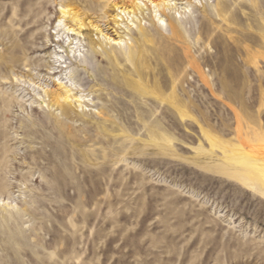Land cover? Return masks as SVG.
<instances>
[{
    "label": "rangeland",
    "instance_id": "obj_1",
    "mask_svg": "<svg viewBox=\"0 0 264 264\" xmlns=\"http://www.w3.org/2000/svg\"><path fill=\"white\" fill-rule=\"evenodd\" d=\"M157 1L0 0V264H264V0Z\"/></svg>",
    "mask_w": 264,
    "mask_h": 264
},
{
    "label": "bare ground",
    "instance_id": "obj_2",
    "mask_svg": "<svg viewBox=\"0 0 264 264\" xmlns=\"http://www.w3.org/2000/svg\"><path fill=\"white\" fill-rule=\"evenodd\" d=\"M222 0H218V2H221ZM152 4L156 5V7L159 6H165V1L163 0V2L161 3V1H157L156 3L151 2ZM129 6H132L133 8H138L140 10V8L133 4V1L131 2V4ZM64 9H68L66 12H64L65 15L69 14L71 15V22L74 24L73 28L67 27L65 28V32H67L68 34L70 33L71 36H75L74 38H70L68 35V40H63L58 39L59 43H63L64 45H66L67 47H69V49L71 50V53L73 54V58H70L71 61H75L77 62L78 59L75 56V52H82L81 50V46L79 44V42L77 41L78 37H80L81 35V31L83 28H85V25L83 23V14L77 12H72V9H69V6L64 7ZM170 18V40L174 41V42H180L181 38L183 37V29L181 26V22L179 20H177L176 17H171ZM159 23H161L164 26V22L162 21V19L159 20ZM76 27V28H75ZM96 28V26H95ZM92 41H91V50L93 55L96 58H99L100 61L102 63H106V64H111V63H115V62H120V59L117 58V56L111 55L108 52L104 53V55L100 54V52H98L93 46H92ZM60 52V51H59ZM128 60H131V57L128 58ZM127 60V61H128ZM126 61V62H127ZM42 86H48L47 84H41ZM120 91H122L123 93H126L125 88L123 87H117ZM68 93L69 92H65L63 93L60 90H54L51 91L49 93V96L51 97L52 101L54 102V104H57L60 106V108L62 107L63 109H65V111L68 110V107L61 103V102H65L66 100H68ZM242 173L240 175V178L242 179V181L245 183V185H247L250 188H253L255 190H257L258 192L264 194V164L260 163L259 160H255V159H247L242 161Z\"/></svg>",
    "mask_w": 264,
    "mask_h": 264
}]
</instances>
